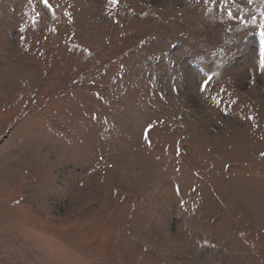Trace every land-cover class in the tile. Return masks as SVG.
<instances>
[{
    "label": "rangeland",
    "instance_id": "obj_1",
    "mask_svg": "<svg viewBox=\"0 0 264 264\" xmlns=\"http://www.w3.org/2000/svg\"><path fill=\"white\" fill-rule=\"evenodd\" d=\"M48 3L0 0V264H264V0Z\"/></svg>",
    "mask_w": 264,
    "mask_h": 264
},
{
    "label": "snow or ice",
    "instance_id": "obj_2",
    "mask_svg": "<svg viewBox=\"0 0 264 264\" xmlns=\"http://www.w3.org/2000/svg\"><path fill=\"white\" fill-rule=\"evenodd\" d=\"M42 2L45 4L46 7H49L51 9V5L48 3V0H42ZM109 2L111 4H116V3H118V0H109ZM67 15H69V17H70V13H68ZM262 35H264V32H262Z\"/></svg>",
    "mask_w": 264,
    "mask_h": 264
}]
</instances>
